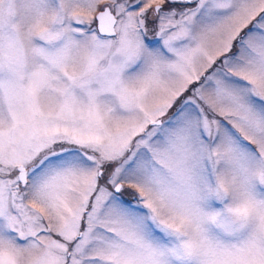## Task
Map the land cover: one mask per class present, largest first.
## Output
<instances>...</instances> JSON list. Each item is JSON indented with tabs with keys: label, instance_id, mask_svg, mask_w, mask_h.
<instances>
[{
	"label": "snow or ice",
	"instance_id": "1",
	"mask_svg": "<svg viewBox=\"0 0 264 264\" xmlns=\"http://www.w3.org/2000/svg\"><path fill=\"white\" fill-rule=\"evenodd\" d=\"M0 264H264V0H0Z\"/></svg>",
	"mask_w": 264,
	"mask_h": 264
}]
</instances>
